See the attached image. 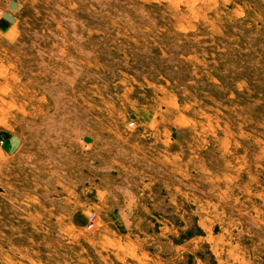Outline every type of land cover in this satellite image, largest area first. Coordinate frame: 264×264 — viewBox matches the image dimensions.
<instances>
[{
    "label": "rangeland",
    "instance_id": "374dc122",
    "mask_svg": "<svg viewBox=\"0 0 264 264\" xmlns=\"http://www.w3.org/2000/svg\"><path fill=\"white\" fill-rule=\"evenodd\" d=\"M0 264H264V0H0Z\"/></svg>",
    "mask_w": 264,
    "mask_h": 264
},
{
    "label": "built area",
    "instance_id": "2783aa9c",
    "mask_svg": "<svg viewBox=\"0 0 264 264\" xmlns=\"http://www.w3.org/2000/svg\"><path fill=\"white\" fill-rule=\"evenodd\" d=\"M90 226H92V223H90Z\"/></svg>",
    "mask_w": 264,
    "mask_h": 264
}]
</instances>
